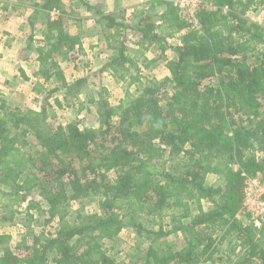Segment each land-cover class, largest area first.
I'll return each instance as SVG.
<instances>
[{
	"label": "trees",
	"instance_id": "1",
	"mask_svg": "<svg viewBox=\"0 0 264 264\" xmlns=\"http://www.w3.org/2000/svg\"><path fill=\"white\" fill-rule=\"evenodd\" d=\"M204 1L214 9L197 14L199 31L168 0L157 20L146 13L135 28L83 2L102 26L100 40L111 53L101 71L127 84L117 104L101 91L90 99L99 128L72 122L47 132L45 105L40 111L13 108L0 96V223L17 214L11 203H2L5 198L26 203L30 219L36 211L46 218L44 226L60 222L31 244L23 236L13 245L12 234L0 233V264H121L103 247L126 228L151 243L129 255L132 264H264V220L256 232L249 215L238 217L243 174L264 183V26L247 18L264 9V0ZM54 8L61 13L57 21L49 16ZM39 9L46 12V28L36 49V77L57 87L48 91L37 83L33 90L45 93V100L62 92L65 101H78L90 77L68 80L58 58L78 60L83 27L76 35L68 31L62 0H44ZM132 31L139 57L126 45ZM174 38L180 43H169ZM152 47L162 56L157 58H165L169 75L143 83L142 50ZM211 174L220 176L219 185H207ZM32 192L46 210L29 198ZM86 199H98L99 213L66 222L71 204ZM177 233L186 237L183 249L155 247Z\"/></svg>",
	"mask_w": 264,
	"mask_h": 264
},
{
	"label": "rangeland",
	"instance_id": "2",
	"mask_svg": "<svg viewBox=\"0 0 264 264\" xmlns=\"http://www.w3.org/2000/svg\"><path fill=\"white\" fill-rule=\"evenodd\" d=\"M68 1L65 0L63 2L64 9L68 6ZM93 0H74V17H81L84 13H86L87 9L83 2L89 3ZM137 5L129 8L127 13L122 14V11L114 14L120 23L135 28L142 16L146 13L150 15H157L156 20L159 15L167 10L165 7L166 0H136ZM171 2H175L176 0H168ZM66 2V3H65ZM94 3V2H93ZM97 10H102L101 6L97 3L94 6ZM4 8V6H0V9ZM3 11H0V14ZM43 14H46L44 11ZM95 16L93 13L89 12V15ZM42 21H45V17L42 16ZM84 17V16H83ZM86 17V16H85ZM184 18V17H183ZM247 18L255 23H258L264 26V9L260 8L258 10H253L248 13ZM95 20V18H94ZM186 21V19L184 18ZM81 20L82 25L84 26V35L83 39H85L86 49L85 52L79 56L76 62H67V59L70 57L64 56L59 57L58 62L60 67L61 64H64V71L69 79H77L80 77L89 76V87L87 92L83 93L78 101L74 99H70V102L64 100V94L62 92H56L49 96L47 100H45L46 95L36 101H32L29 98L30 105L33 103L37 106L45 105L48 113V120L46 130L50 132L51 128L57 125H67L72 122H77L82 128H99V122L97 117V110L94 104L90 103V99H98L100 91L104 93L106 97L113 104H117L120 100L125 97L126 86L124 82L119 80L116 76L108 73L107 71H101L102 67L106 63V59H108L111 55L109 51H101L100 48H97L93 51V54L90 52V47L92 46L90 38L93 35H96L98 39L100 38V34L103 33V28L101 25L96 24L95 21ZM187 22V21H186ZM74 23V30H75ZM132 31L128 35V39L126 45L129 49V53L133 54L135 57H139L138 54L141 51V48L136 44L138 42L137 37L133 34ZM104 47V41H100ZM176 43V42H175ZM142 52H146L144 57H141L139 65L141 67V81L143 83L150 82H162L168 75L167 64L165 63V58H157L162 57L157 53L155 55L152 52H148L146 50H142ZM150 61H155L154 63H150ZM70 63V64H69ZM51 87V86H50ZM53 89L52 87L50 88ZM130 92L134 95L137 94V86H132ZM0 96L2 93L0 92ZM59 97L62 99L61 106H58L56 101L59 100ZM8 99V104L16 108V103L18 100ZM37 103V104H36ZM30 105L26 103H19V106L22 109H30ZM83 105V111L81 110V106ZM20 107V108H21ZM260 156V154H258ZM220 184V176L216 174H211L208 176L207 185L217 186ZM30 199L36 201V203H40L43 210L47 209V205L41 198L38 192H32L30 194ZM2 203H11L13 205L12 209L17 211L16 218L12 222H2L0 223V233H10L14 237L13 245L18 243L23 236L27 237V240L30 244L33 242L34 237L42 238L43 236H47L48 234L53 233L57 227L60 225V222L55 221L53 224L49 226H44V221L46 218H39L37 212H31L32 215L35 216L33 220L30 219L26 212V203L17 204L14 200L9 201L8 199H3ZM205 207L208 208L209 203L205 202ZM99 213V205L98 199H86L78 202H73L70 207V214L66 218V222L76 223L78 216H87L89 214ZM4 216L9 217L10 214L8 211H4ZM46 217V216H44ZM186 237L180 233L172 234L167 236L164 239L159 240L155 245L159 250H166L168 248L174 250H181L186 246ZM150 240L147 237H139L136 232L130 228H126L122 231L120 236L115 241H105L104 242V251L105 253L115 261V263L121 264H132V259L129 257L130 254L134 252L135 249L141 248L146 250L150 246ZM134 260V259H133ZM211 264V263H209Z\"/></svg>",
	"mask_w": 264,
	"mask_h": 264
},
{
	"label": "crops",
	"instance_id": "3",
	"mask_svg": "<svg viewBox=\"0 0 264 264\" xmlns=\"http://www.w3.org/2000/svg\"><path fill=\"white\" fill-rule=\"evenodd\" d=\"M0 1L3 4L2 6H4V8L1 9L3 12L0 14V92L2 93V97H4L7 101L8 99L10 100L14 98L13 102L15 103L14 100H18V103H16L15 106L20 108L21 106H19V103H26L27 105H30L29 98L32 99L33 102H38V100H40L43 95H46L45 93L38 94L33 90L37 83H41V85H43L48 91L51 90V87L53 89L57 87L56 82L53 80L50 82H45L42 79L39 80L36 77V73L40 69V63L38 62V54L36 49L39 45H42L45 38L44 33L46 27L44 22L46 21V18L43 22L42 16L45 17V14H43L44 12L39 9L44 0ZM64 1L65 0H62V2ZM93 2L90 1L89 3L93 6H95L97 3L101 6V11L104 14L113 16L119 11H122V14L127 13L130 7L136 6L138 4L136 0H93ZM65 10L68 13V31L72 35H76L80 32L78 29L80 25L84 28L81 20L86 22L87 20L93 19V21H95V16H92L91 14L89 15L88 11L81 15V17H74V12H72L74 11V0L68 1V6L65 8ZM31 23H34L35 25V37L34 42L31 44V48H29L30 37L32 33ZM74 23L76 27L75 30ZM82 33L83 35L85 34L84 29ZM84 41L85 39H83V48L85 52L87 47ZM90 41V44H92L90 47V52L92 54L97 48H100L101 51H108L105 45L103 47L102 43L100 42V38L98 39L96 35H93L90 38ZM176 41L178 42L179 40L176 38ZM146 51L157 55V49L155 47H152ZM165 57L171 59L172 52L168 51L165 54ZM165 63L167 64V62ZM61 65L62 70H64V64ZM65 65H67V62ZM64 74L68 80H72L68 78L66 71H64ZM57 101L62 103V99L60 97ZM41 107L42 105L37 106L33 103V105H30L29 108L35 111H40Z\"/></svg>",
	"mask_w": 264,
	"mask_h": 264
},
{
	"label": "built area",
	"instance_id": "4",
	"mask_svg": "<svg viewBox=\"0 0 264 264\" xmlns=\"http://www.w3.org/2000/svg\"><path fill=\"white\" fill-rule=\"evenodd\" d=\"M174 5L192 28L198 31L201 27L197 14L201 10L214 9L212 3L204 0H176ZM0 6L2 5L0 4ZM49 16L51 21H57L61 13L57 8H54L49 12ZM168 41L172 44L175 42L180 43V41H176V38L169 39ZM243 175L245 176L244 197L241 213L238 217L249 215V223L257 232L260 231L264 220V183L259 177Z\"/></svg>",
	"mask_w": 264,
	"mask_h": 264
}]
</instances>
